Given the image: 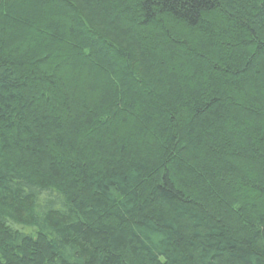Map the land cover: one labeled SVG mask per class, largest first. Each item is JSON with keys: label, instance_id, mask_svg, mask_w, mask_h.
Listing matches in <instances>:
<instances>
[{"label": "trees", "instance_id": "obj_1", "mask_svg": "<svg viewBox=\"0 0 264 264\" xmlns=\"http://www.w3.org/2000/svg\"><path fill=\"white\" fill-rule=\"evenodd\" d=\"M0 264H264V0H0Z\"/></svg>", "mask_w": 264, "mask_h": 264}, {"label": "rangeland", "instance_id": "obj_2", "mask_svg": "<svg viewBox=\"0 0 264 264\" xmlns=\"http://www.w3.org/2000/svg\"><path fill=\"white\" fill-rule=\"evenodd\" d=\"M108 29H109V28H108ZM97 30H98V31H101L103 34H104V32L107 33V32H106V29H101V28H100V29H97ZM120 33H121V32H120ZM120 35L123 37V34H122V33H121ZM120 35H118V34H116V35H115V34L110 35V34H109V36L112 37V38H114V39H117L118 37H121Z\"/></svg>", "mask_w": 264, "mask_h": 264}]
</instances>
